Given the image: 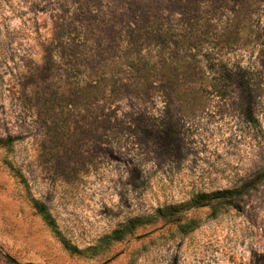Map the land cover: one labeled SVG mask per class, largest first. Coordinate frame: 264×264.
<instances>
[{
  "label": "rangeland",
  "instance_id": "rangeland-1",
  "mask_svg": "<svg viewBox=\"0 0 264 264\" xmlns=\"http://www.w3.org/2000/svg\"><path fill=\"white\" fill-rule=\"evenodd\" d=\"M239 4L0 0V264H264V182L193 204L264 173V0Z\"/></svg>",
  "mask_w": 264,
  "mask_h": 264
},
{
  "label": "trees",
  "instance_id": "trees-1",
  "mask_svg": "<svg viewBox=\"0 0 264 264\" xmlns=\"http://www.w3.org/2000/svg\"><path fill=\"white\" fill-rule=\"evenodd\" d=\"M241 4L238 5L237 11L238 14L245 12V7L248 5V0H240ZM226 67V72H228V67ZM229 77V75H227ZM230 78V77H229ZM245 87V86H243ZM251 107V105H250ZM264 182V173L259 174L257 179L254 181L246 182L239 187L233 189H225V190H218L211 193H201L197 195L195 200L193 201L194 207L197 208H211L213 211V216L217 217L223 206H232L237 207L245 203L246 199L251 196L252 192L257 190L258 187ZM35 208L37 209L38 213L43 217L44 221L52 228H55L54 221L46 208L45 205L39 203L38 201L35 202ZM181 209L190 208V205H182ZM159 213L163 217H170L172 215V209H163L160 210ZM196 221L189 219V220H179L177 224L180 226L181 231L184 234H189L190 232L194 231L197 228ZM136 226L125 227L122 230L117 231L113 236V240H122L127 235L132 234L134 228Z\"/></svg>",
  "mask_w": 264,
  "mask_h": 264
}]
</instances>
